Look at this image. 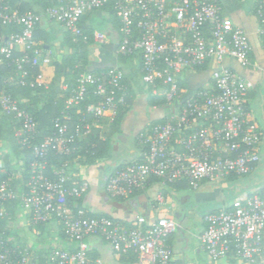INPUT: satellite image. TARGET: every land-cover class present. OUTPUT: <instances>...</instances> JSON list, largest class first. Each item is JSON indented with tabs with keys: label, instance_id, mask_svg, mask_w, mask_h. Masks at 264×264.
<instances>
[{
	"label": "built area",
	"instance_id": "1",
	"mask_svg": "<svg viewBox=\"0 0 264 264\" xmlns=\"http://www.w3.org/2000/svg\"><path fill=\"white\" fill-rule=\"evenodd\" d=\"M32 1L48 4L41 13L20 12L0 0V113L19 124L14 136L32 153L25 192L18 193L10 177L0 178V217L6 213L4 203L17 198L28 223L60 219L75 248H54L39 257L27 248L8 245L10 238L0 229V264H101L88 256L84 239L88 236L101 237L117 253H134L138 264H169L168 238L180 228L175 218L137 215L131 219L132 226H126L105 216L87 215L83 207L74 209L82 186L70 182L68 162L53 166L52 176L45 173L50 153L77 151V144L90 137L94 128L110 125L120 107L127 105L122 70L115 65L105 71L80 72L60 115L52 121L51 133L41 136L37 120L5 89L9 78L3 77L1 67L9 61L15 71L11 80L47 87L42 71L30 72L52 59L46 49L34 45L36 26L45 20L58 24L73 41L85 40L82 16L110 6L120 23L116 53L139 55L141 81L151 96L163 98L165 120L137 133L140 160L114 168L104 190L112 197L128 198L152 179L163 186L184 182L196 190L231 174L245 175L260 159V133L245 106L253 82L223 64L225 58H233L244 67L253 65L246 32L222 13L217 0ZM254 1L264 47V0ZM93 40L105 42V34L94 28ZM211 62L216 64L210 76L215 92L199 90L184 98L180 74ZM62 88L67 90V84ZM73 108L79 116L71 129ZM202 219L197 239L210 261L233 257L254 264L263 251L264 187L233 200L227 208L206 212Z\"/></svg>",
	"mask_w": 264,
	"mask_h": 264
},
{
	"label": "crops",
	"instance_id": "2",
	"mask_svg": "<svg viewBox=\"0 0 264 264\" xmlns=\"http://www.w3.org/2000/svg\"><path fill=\"white\" fill-rule=\"evenodd\" d=\"M242 5L236 11L228 13L227 15L232 19L234 24L240 26L246 32L248 40L251 44L250 60L253 65L244 67L233 58H225L223 64L230 67L240 76L247 78L253 82V88L248 91L245 96V106L249 111L251 119L258 126L260 133V142L258 144L259 161L252 165L250 171L245 175L231 174L226 176L221 181L216 183H203L198 189L192 190L185 184H177L173 186L161 185L158 181L150 180L145 189L141 190L134 196L126 199V201H119L109 198L104 190V181L111 171L119 164L135 161L140 157V147L136 143L137 133L144 129L151 120L162 118L165 114V108L160 103L152 105L155 112L154 115L148 116L144 114V107H140V103L135 102L136 96L142 92L139 86L130 82L131 92L130 100L127 108L123 114L119 124V132L114 133L110 139V157L108 159H100L94 164L82 163L77 159L73 160L68 165V174L70 179L78 182L82 186L81 207L90 213H111L118 221L124 223L131 220L137 215H165L175 218L180 224V228L172 233L168 238V244L172 249V258L169 264L179 262L181 264H246L242 260L229 257L219 261L212 262L208 259L204 248L197 239V235L201 232L204 223L203 215L206 212L217 211L227 208L235 199L243 198L252 193H259L264 187V112L261 111V100L264 99V47L263 38L258 32V21L252 11V4L254 0H240ZM105 24L104 30H100L105 34V42H95L98 44L99 50L104 48V44L112 41L116 45L113 55L116 58V49L118 46L119 35H117L108 22L107 14L103 11L93 12L88 22ZM46 25V24H44ZM52 30L58 29L62 32L58 24L50 23ZM108 27V28H107ZM93 28H95L93 26ZM96 29V28H95ZM113 46V45H112ZM111 50V46L108 47ZM52 55L51 47L44 48ZM57 52L61 56V50ZM57 54V53H56ZM53 56V55H52ZM57 55L56 57H58ZM216 66L214 62L202 66L200 69H189L183 71L179 76V82L183 85V97L187 98L196 90H210L212 88L211 70ZM46 67V66H45ZM139 83L140 78H138ZM65 85V84H64ZM133 100V101H132ZM264 101V100H263ZM259 109L260 113H255ZM261 118V119H258ZM98 130L99 139L107 136L108 125H102ZM127 135L134 136L135 146L129 148L128 157L113 158L112 152L117 150L114 145V138L125 137ZM126 140V139H125ZM107 164L108 170L104 168ZM189 189L192 193H197L199 196L198 203L200 202L205 206L203 213L196 215L195 220L198 224L197 233H193L188 227H183L182 223L178 220L185 213H187V199L185 202L179 201V195H183V191ZM158 194L161 199H158ZM112 197V196H110ZM117 201L122 203V207L115 206L110 201ZM12 230L9 236L13 245L23 244L35 255H41L49 251L51 243L59 246V248L71 249L74 244L66 237L59 236L58 223L50 220L43 226L45 233L30 225L20 209L17 210L15 217L8 222ZM89 250L96 255V258L101 261V264H138L135 255L120 254L115 252L111 245L104 241L99 236H88L86 238ZM134 259V260H133ZM254 264H264V241L263 251L260 257Z\"/></svg>",
	"mask_w": 264,
	"mask_h": 264
},
{
	"label": "trees",
	"instance_id": "3",
	"mask_svg": "<svg viewBox=\"0 0 264 264\" xmlns=\"http://www.w3.org/2000/svg\"><path fill=\"white\" fill-rule=\"evenodd\" d=\"M218 3L221 5L222 13L228 14L233 11L239 9L242 5L240 0H217ZM10 7L17 8L20 12H25L27 10H35L38 13H41L43 8L48 4L44 1H32V0H6ZM254 5L255 1L252 4V11L254 13ZM97 11H103L107 13V19L109 24L111 25L113 31L119 35V41L121 39V32H120V23L117 17L114 14V11L111 9L110 6L102 7ZM91 12H86L81 20L80 24L82 26L83 33L87 35V38L83 40L81 37H78L76 40H72V37L64 32L61 40L58 39V35L60 31L58 29L52 30L50 28V23L47 21H42L39 23L35 30H34V45L40 48L51 47V44L55 42L57 48H61V56L56 57V55L52 56L51 62L49 65L43 68L34 67L30 68V72L34 75L37 72H41L43 74V78L46 81L47 87H30L28 85H21L15 80H11L10 77L15 74L13 66L7 61V65L4 64L1 67V71L4 78H9V81L4 82L5 89L10 92L14 98L17 99L18 104L21 108L26 109L28 112L32 114V116L38 122V128L40 130V134H50L52 131V121L55 117L60 115L61 110L64 107V101L69 95L71 89L74 87V82L76 76L80 72L89 71V55H90V48L93 45H96L95 41L93 40V25L88 22L89 18L92 15ZM46 24V25H44ZM6 28V27H5ZM5 28H3L5 30ZM7 29V28H6ZM8 32V31H6ZM118 41V42H119ZM98 45V44H97ZM117 66L123 72L122 82L125 85L126 89V104H128L131 96V87L130 82H133L136 86L142 89V81H141V58L139 55L127 56L121 55L116 53V58L114 64L111 66ZM110 66L99 68L95 67L90 72H100L105 71ZM202 66H197L195 69H200ZM140 82L139 83V79ZM67 84L68 89H63V85ZM180 86L183 85L179 82ZM199 90H196L197 92ZM210 92H215L213 88L209 90ZM161 99V105L163 104L164 100ZM88 101V100H87ZM86 102V101H85ZM81 103L80 107L83 106L85 103ZM126 106L120 107L116 117L114 118L113 122L108 125L107 136L103 139H99L98 137V130L94 128L92 131V135L87 139L79 142L77 144L78 150L73 151L67 155H58L50 153L48 156V164L45 170V173L48 176L51 175V168L53 166L60 165L61 163L68 162V165L75 159L82 163L94 164L100 159H108L110 157V139L114 133L119 132V124L125 112ZM76 109H71L72 111V121L70 122V127L72 129L74 122L76 121L79 114L75 111ZM165 119L157 118L150 121V123L145 127L148 128L150 125L161 123ZM19 124L11 119L3 116L0 113V178L7 179L10 177V184L18 193H23L26 191V181L28 178L29 173V164L32 160V153L31 150L22 145L18 139L14 136V131L18 128ZM144 128V129H145ZM140 157L135 161H139ZM131 162L121 163L117 165L115 168H121L124 165ZM68 172V169H67ZM158 181L157 179H154ZM70 182H74L70 180ZM78 184V182H74ZM179 184H185L184 182H177L168 184L169 186ZM140 190L135 191L132 195L128 198L134 196L135 194L139 193ZM112 199H116L119 201H126L128 198H116L110 197ZM81 198V197H80ZM77 199L75 201V208L81 207V200ZM6 213L3 217H0V229L4 231V237L8 238L12 234V230L8 225V222L12 220L16 212L19 208V201L18 199H12L6 201L4 203ZM87 215L100 217L105 216L108 218H112L117 220L111 213H97L93 214L85 210ZM50 220H54L58 223V230L60 231L59 236L66 237L67 239L71 240V243L74 244V247L70 250L75 248V242L73 239H70L63 229L62 221L56 217H52ZM49 220V221H50ZM48 222V221H47ZM41 222L37 223L34 226L38 227L45 233V228L43 227L45 223ZM126 226H132L131 220H127L124 222ZM31 226L33 224L29 223ZM85 237V241H86ZM104 240V239H103ZM105 241V240H104ZM12 244L11 241L8 242V245ZM18 248H25L26 246L23 244H18ZM54 248H59L58 245L51 243L49 249L52 250ZM61 248V247H60ZM66 249V248H61ZM49 250V251H50ZM49 251L44 252L43 254H39L41 257L44 254H47ZM134 254V253H133ZM35 255V254H34ZM129 255L132 256V253L129 252ZM135 255V254H134ZM88 256L90 259L95 260L96 255L88 250ZM136 259V256L135 258ZM133 259V260H134ZM175 264H181L179 262H175Z\"/></svg>",
	"mask_w": 264,
	"mask_h": 264
},
{
	"label": "rangeland",
	"instance_id": "4",
	"mask_svg": "<svg viewBox=\"0 0 264 264\" xmlns=\"http://www.w3.org/2000/svg\"><path fill=\"white\" fill-rule=\"evenodd\" d=\"M93 26L98 29V30H104V25L103 22L100 24L95 23L94 20H92ZM61 28V27H60ZM62 30V28H61ZM64 31L62 30V32L59 33L58 35V41L61 40V37L63 35ZM114 43L112 41H108L107 43H105L104 46V51H110V49L108 47H112ZM98 45H93L90 48V55H89V63L91 62V65L93 64V61H101V57H100V50L97 47ZM57 45L55 44V42L53 44H51V52L52 55H59L58 57H60V54L57 52ZM57 53V54H56ZM142 85V83H141ZM142 85V89H143ZM136 100L135 102L140 103V107L139 108H143L144 107V114L148 115V116H152L155 114V112H157L155 109H153L152 105L154 103H160L162 97H154L151 96L144 88V90L142 92H140L137 96H136ZM264 100V99H263ZM261 100L260 105L262 106L261 111L264 112V101ZM133 101V100H132ZM262 112L259 111V109H257V111H255L256 114H258L257 116L259 117L260 113L262 114ZM261 119V118H258ZM126 139V140H125ZM115 143L114 145L117 147V150H115L114 152H112V157L115 159L117 158H125L127 159L128 157V150L129 148H133L135 146V139L134 136L132 135H127L126 138L125 137H115L114 138ZM104 168L107 171L108 170V166L107 164H104ZM197 193H192L189 189H185L183 191V195H179V197L177 198L179 201L181 202H185V199H187V213H185L181 218H179L178 220L182 223L183 227L186 228H190L192 230L193 233H197V228L199 227L198 224L196 223L195 220V216L198 214L203 213L205 206H203V204H201L200 202L198 203V198L199 196L196 195ZM185 197V199H184Z\"/></svg>",
	"mask_w": 264,
	"mask_h": 264
},
{
	"label": "water",
	"instance_id": "5",
	"mask_svg": "<svg viewBox=\"0 0 264 264\" xmlns=\"http://www.w3.org/2000/svg\"><path fill=\"white\" fill-rule=\"evenodd\" d=\"M115 48H116V45H114V44L111 47V50L107 51V52H105L104 49L101 48L100 57H101L102 60L101 61L100 60L99 61H93L92 65H91V62H90L89 65H88V70L90 71V70H92L95 67L104 68V67L113 65L114 61H115V56L113 55V52L115 51ZM110 203L115 205V206H118V207H122L123 206L122 203L117 202V201H113V200H111Z\"/></svg>",
	"mask_w": 264,
	"mask_h": 264
}]
</instances>
